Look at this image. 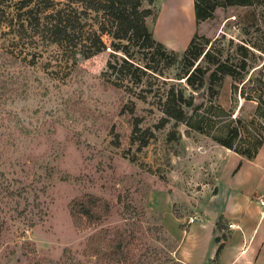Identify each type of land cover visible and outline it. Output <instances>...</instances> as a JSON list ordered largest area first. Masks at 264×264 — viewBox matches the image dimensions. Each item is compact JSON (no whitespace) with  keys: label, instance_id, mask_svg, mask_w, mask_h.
<instances>
[{"label":"rangeland","instance_id":"rangeland-1","mask_svg":"<svg viewBox=\"0 0 264 264\" xmlns=\"http://www.w3.org/2000/svg\"><path fill=\"white\" fill-rule=\"evenodd\" d=\"M168 2L144 3L153 13L160 11L158 29L165 46L178 52L172 64L166 67L153 48H130L134 64L155 65L163 72L152 71L160 79H171L169 75L179 71L188 33L193 31V5L182 7L178 20L166 8L175 0ZM8 4L0 0L6 13L0 18L7 19L12 7ZM227 15L230 19L221 29L219 23ZM1 22L0 264H183L172 252L174 243L163 219L168 224L174 216L180 218L179 226L188 230L189 223L181 219L199 213L196 198L204 194L198 188L216 190L212 184L219 169L210 164L215 158L229 164L234 155H227L222 144L205 133L186 135L184 124L179 126L178 141L166 140L170 122L163 128L154 126L160 116L154 103L157 85L152 91L144 89L152 76L143 73V83L125 88L127 73L107 66L109 61L115 63L112 52L124 55L127 32L122 27L106 32L105 50L67 65L54 60L52 45L42 42L34 47L26 38L15 44ZM154 22L151 15L147 17L149 28ZM183 29L187 34L177 38ZM219 29L236 42L246 40L264 48V0L218 8L197 27L201 35L197 42ZM261 57L264 51L255 49L247 77L259 74ZM114 81L122 86H113ZM232 82L231 76L224 77L217 100L233 108L232 116L246 120L256 101L234 92ZM130 101L135 103L134 113L128 110ZM135 116L140 129L133 135ZM82 192L105 198L109 213L94 222L82 219L74 224L70 200ZM99 230L103 242L122 239L118 253L125 259L111 260L103 252L94 255L87 249L88 236ZM222 234L226 236L224 231L215 236Z\"/></svg>","mask_w":264,"mask_h":264},{"label":"trees","instance_id":"trees-1","mask_svg":"<svg viewBox=\"0 0 264 264\" xmlns=\"http://www.w3.org/2000/svg\"><path fill=\"white\" fill-rule=\"evenodd\" d=\"M144 2L145 0H6L12 7L8 10L7 19L0 18V21L8 27L6 32L12 34L15 44L26 38L34 43V47L42 42L52 45L54 60L67 65L76 63L80 57L88 58L105 50L106 32L115 26L122 27L127 32L122 46L124 55L112 52L115 63L109 61L107 66L113 71L124 70L127 73L125 88L143 83V73L152 76L153 80H148L144 89L152 91L154 83L157 85L154 88L157 95L154 103L160 116L154 126L163 128L170 122L166 140L178 141L181 136L179 126L184 124L183 132L186 135H190L192 131L205 133L217 143L244 157H254L264 139V79L261 78L264 73V57H261L263 59L259 74L248 77L247 74L251 66L250 57L255 56V49L264 51V48L246 40L236 42L233 40L234 36L225 30L213 37L202 36L203 41L197 42L201 35L195 31L182 53L179 71L169 75L173 77L171 79H160L153 72L163 74L162 70L157 71L155 65L148 63L134 64L130 56V48L133 46L138 49L153 48L159 55L158 60L162 57L168 67L178 55L173 48L168 49L153 36L146 19L151 15L156 20L157 13H153ZM254 2L256 0H194L195 19L198 23L212 17L215 8L219 6H248ZM4 15L5 9L0 8V16ZM169 53L171 56H167ZM118 60L121 63L117 66ZM226 75L233 79L231 87L234 92L237 91L244 99L256 101L254 113L246 120L238 114L232 116L233 108H225L217 100L218 86ZM112 85L122 86L116 81ZM144 96L137 94V97ZM130 102L128 110L134 113L135 103ZM139 122V117L135 116L132 121L133 135L140 129ZM150 135H153L152 131ZM109 211V202L90 192H82L70 200V212L76 225L82 219L97 221ZM216 227H223L221 218L216 221ZM101 233L99 230L88 236L87 249L94 255L103 252L111 260L116 256L118 260L125 259L118 253L122 247V239L113 237L103 242L102 239L105 238ZM219 239V236H215L216 241ZM221 245L222 243L218 244L215 256Z\"/></svg>","mask_w":264,"mask_h":264},{"label":"crops","instance_id":"crops-1","mask_svg":"<svg viewBox=\"0 0 264 264\" xmlns=\"http://www.w3.org/2000/svg\"><path fill=\"white\" fill-rule=\"evenodd\" d=\"M187 1L189 0H175L171 4L172 0H169L168 3L172 7L167 5L166 8L173 11L171 15L175 19L180 20L182 16L179 11L182 7L188 8L190 3L193 5L194 0ZM222 7H216L213 15ZM190 16L193 20V31L188 33L186 44L197 31L199 24L209 19L197 23L194 7ZM160 18L159 11L151 30L157 40L168 45L163 40V33L158 29ZM229 19L228 15L222 17L219 23L221 29ZM187 20L191 25L190 19ZM181 31L183 32L176 35L177 38H182L188 32L185 29ZM214 35L216 32L211 36ZM221 147L226 149L227 155H234V159L232 158L229 164H220L219 158H215L210 165H215L219 169L218 176L213 178L212 184L216 190H208L204 185L197 190L198 193L204 194L202 198L197 196L195 209L199 212L197 214L200 215L203 225L195 221L189 223L187 230L179 226L180 218L174 216V220L168 223L170 225L165 224L163 219V227L174 243L172 252L183 264H264V204L262 203L264 202V139L252 158L244 157L226 146L221 145ZM181 199L188 198L182 196ZM185 218L186 216L182 217L181 222H184ZM219 218L223 224L221 231L216 227ZM229 223L232 225L229 226ZM223 231L226 236L216 241L215 235ZM219 243L222 245L218 255L215 256Z\"/></svg>","mask_w":264,"mask_h":264},{"label":"built area","instance_id":"built-area-1","mask_svg":"<svg viewBox=\"0 0 264 264\" xmlns=\"http://www.w3.org/2000/svg\"><path fill=\"white\" fill-rule=\"evenodd\" d=\"M264 204V202H262ZM186 223H193L195 221H199V224L200 225H203V221H201L200 219V215L197 214V213H194L192 215H188L185 220H184ZM232 223H229V226H231Z\"/></svg>","mask_w":264,"mask_h":264}]
</instances>
